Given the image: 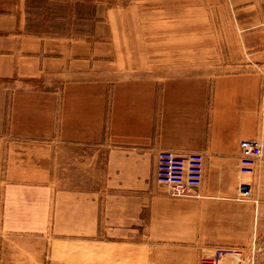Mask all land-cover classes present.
<instances>
[{
    "label": "crops",
    "instance_id": "obj_1",
    "mask_svg": "<svg viewBox=\"0 0 264 264\" xmlns=\"http://www.w3.org/2000/svg\"><path fill=\"white\" fill-rule=\"evenodd\" d=\"M32 1L0 0V264H197L202 248L262 241L264 67L118 69L121 1L99 0L81 36L30 28ZM260 4L229 1L244 8L230 37L264 62ZM161 149L203 155L196 196L158 190Z\"/></svg>",
    "mask_w": 264,
    "mask_h": 264
},
{
    "label": "rangeland",
    "instance_id": "obj_2",
    "mask_svg": "<svg viewBox=\"0 0 264 264\" xmlns=\"http://www.w3.org/2000/svg\"><path fill=\"white\" fill-rule=\"evenodd\" d=\"M98 1L34 0L28 9L29 26L45 33L52 31L53 26L68 31L71 29L79 36L90 33V19L83 21L81 18H91L93 11L95 15ZM116 1L111 0L110 3L115 4ZM119 1L115 4L113 15L117 17V24L112 32L113 39L109 40L108 50L113 67H144L143 70L146 67H206L212 70L217 66V70L221 71L230 70L231 67H264V62L254 60L243 51L240 39H231L234 26L231 16L233 12L244 8L231 9L230 0ZM217 1H226L227 4L218 2L220 5L217 6ZM236 1L245 3L247 0ZM254 1L261 4L252 9L250 15L264 16V0ZM72 16L77 17L76 23L69 20ZM261 48V43L256 44L253 51ZM99 155L95 152V158H99ZM157 186L159 191L173 197L164 185L158 182ZM112 205L116 206V209L113 208L115 212L120 209L117 207L118 201H111ZM125 209L127 211V207ZM116 216L111 217V224L116 225L119 220ZM111 234L115 237L119 235L118 232ZM124 234L131 233L120 232L119 237ZM258 254L264 255V249L256 252V259ZM253 255L251 247L202 248L197 264H251Z\"/></svg>",
    "mask_w": 264,
    "mask_h": 264
},
{
    "label": "built area",
    "instance_id": "obj_3",
    "mask_svg": "<svg viewBox=\"0 0 264 264\" xmlns=\"http://www.w3.org/2000/svg\"><path fill=\"white\" fill-rule=\"evenodd\" d=\"M239 148L244 157H259L261 154L259 143L253 139H243ZM156 176L171 196H196L203 178V155L198 152L177 153L161 149L157 153ZM251 248L254 252L251 264H257L255 254L264 249V239L254 241Z\"/></svg>",
    "mask_w": 264,
    "mask_h": 264
}]
</instances>
